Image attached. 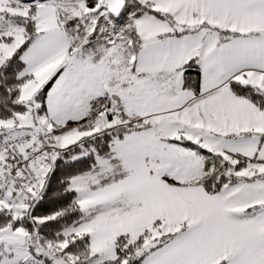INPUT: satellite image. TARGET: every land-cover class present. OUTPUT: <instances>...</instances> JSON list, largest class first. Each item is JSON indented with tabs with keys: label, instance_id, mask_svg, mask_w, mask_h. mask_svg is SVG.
<instances>
[{
	"label": "snow or ice",
	"instance_id": "obj_1",
	"mask_svg": "<svg viewBox=\"0 0 264 264\" xmlns=\"http://www.w3.org/2000/svg\"><path fill=\"white\" fill-rule=\"evenodd\" d=\"M0 264H264V0H0Z\"/></svg>",
	"mask_w": 264,
	"mask_h": 264
}]
</instances>
